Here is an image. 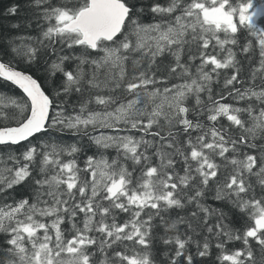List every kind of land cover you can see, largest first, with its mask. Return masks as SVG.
<instances>
[{"label": "snow or ice", "instance_id": "obj_1", "mask_svg": "<svg viewBox=\"0 0 264 264\" xmlns=\"http://www.w3.org/2000/svg\"><path fill=\"white\" fill-rule=\"evenodd\" d=\"M0 264H264V0H0Z\"/></svg>", "mask_w": 264, "mask_h": 264}, {"label": "trees", "instance_id": "obj_2", "mask_svg": "<svg viewBox=\"0 0 264 264\" xmlns=\"http://www.w3.org/2000/svg\"><path fill=\"white\" fill-rule=\"evenodd\" d=\"M5 2H7V0H5Z\"/></svg>", "mask_w": 264, "mask_h": 264}]
</instances>
